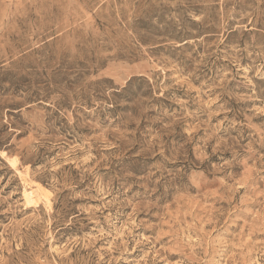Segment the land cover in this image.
<instances>
[{"label": "rangeland", "instance_id": "1", "mask_svg": "<svg viewBox=\"0 0 264 264\" xmlns=\"http://www.w3.org/2000/svg\"><path fill=\"white\" fill-rule=\"evenodd\" d=\"M0 264H264V0H0Z\"/></svg>", "mask_w": 264, "mask_h": 264}, {"label": "bare ground", "instance_id": "2", "mask_svg": "<svg viewBox=\"0 0 264 264\" xmlns=\"http://www.w3.org/2000/svg\"><path fill=\"white\" fill-rule=\"evenodd\" d=\"M25 197L27 200L29 201H33L34 200V194L32 191H26L25 192Z\"/></svg>", "mask_w": 264, "mask_h": 264}]
</instances>
